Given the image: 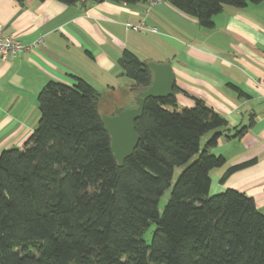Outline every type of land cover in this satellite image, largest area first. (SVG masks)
<instances>
[{"label": "trees", "instance_id": "1", "mask_svg": "<svg viewBox=\"0 0 264 264\" xmlns=\"http://www.w3.org/2000/svg\"><path fill=\"white\" fill-rule=\"evenodd\" d=\"M164 1L211 28L225 6L241 9L262 0ZM118 67L132 81L134 96L151 85L152 70L132 50L121 51ZM175 91L145 99L134 120L138 142L119 166L98 110L101 94L78 77L73 84L48 80L37 95L32 134L22 148L0 152V264H264V215L254 200L232 189L209 195L210 171L225 163L210 150L227 122L198 99L179 108ZM195 154L160 215L158 201L174 169ZM251 161L229 166L219 180ZM150 223L155 228L146 243L142 235Z\"/></svg>", "mask_w": 264, "mask_h": 264}, {"label": "crops", "instance_id": "2", "mask_svg": "<svg viewBox=\"0 0 264 264\" xmlns=\"http://www.w3.org/2000/svg\"><path fill=\"white\" fill-rule=\"evenodd\" d=\"M212 21L202 28L166 1L149 7L147 1L0 0L3 33L27 46L0 56V152L20 149L30 137L39 118L37 95L48 80L73 84L78 77L101 94L99 102L132 106L133 83L119 82L118 59L128 48L146 62L170 64L179 108L198 99L227 122L210 150L225 163L210 171L209 195L235 190L264 215V0L241 9L225 6ZM128 22L147 29L125 30ZM251 117L253 125L236 136ZM250 160L219 180L229 166Z\"/></svg>", "mask_w": 264, "mask_h": 264}, {"label": "water", "instance_id": "3", "mask_svg": "<svg viewBox=\"0 0 264 264\" xmlns=\"http://www.w3.org/2000/svg\"><path fill=\"white\" fill-rule=\"evenodd\" d=\"M152 70V83L144 91L134 96V107H119L110 115H101L104 126L110 136L113 157L121 166L124 159L131 155L138 142L134 129V120L143 109L146 98H163L173 93L174 76L169 63L146 62Z\"/></svg>", "mask_w": 264, "mask_h": 264}, {"label": "rangeland", "instance_id": "4", "mask_svg": "<svg viewBox=\"0 0 264 264\" xmlns=\"http://www.w3.org/2000/svg\"><path fill=\"white\" fill-rule=\"evenodd\" d=\"M129 23V22H128ZM132 24V23H131ZM125 26V24H124ZM125 30H127L125 28ZM145 30V29H144ZM131 32H133L134 30H131ZM122 77V76H121ZM119 78V82H120V85H123L124 83L126 82H132L130 81L129 79H127L126 77H122V78ZM121 95L120 93L118 92L117 93V100L120 102L121 101ZM120 106H114L112 104H110V102H104V101H101L99 102L98 104V110L100 112L101 115L103 116H108L110 115L115 109L119 108ZM208 135H204L201 140H200V143H199V146H200V151L202 150V148L204 147L206 141L208 140ZM198 154H195L186 164L182 165V166H179V167H176L173 171V175H172V179H171V182H170V186L163 192V194L160 196V199L158 201V213L161 215L162 212H163V208L169 198V194H170V191H171V188L175 182V180L177 179L178 175L181 173V171L183 169H185V167H187L191 162H193L196 158H197ZM155 228V225L154 223H150L149 226L145 229L143 235H142V238L143 240L146 242V243H149L150 242V239H151V235L153 233V230Z\"/></svg>", "mask_w": 264, "mask_h": 264}, {"label": "built area", "instance_id": "5", "mask_svg": "<svg viewBox=\"0 0 264 264\" xmlns=\"http://www.w3.org/2000/svg\"><path fill=\"white\" fill-rule=\"evenodd\" d=\"M164 0H148L147 4L149 7L154 6L158 3H162ZM125 28L127 30H134V31H140V30H146L145 24L143 22H140L138 24H131V23H125ZM152 32H156V28L150 29ZM38 42H42L40 39ZM27 48L26 45L20 43L19 41L15 40L11 36H7L3 33V27L0 25V56L4 57L8 54L15 55L18 53L23 52Z\"/></svg>", "mask_w": 264, "mask_h": 264}]
</instances>
